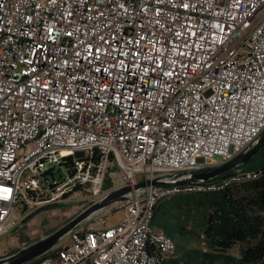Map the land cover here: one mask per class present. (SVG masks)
Segmentation results:
<instances>
[{
    "label": "built area",
    "instance_id": "obj_1",
    "mask_svg": "<svg viewBox=\"0 0 264 264\" xmlns=\"http://www.w3.org/2000/svg\"><path fill=\"white\" fill-rule=\"evenodd\" d=\"M263 132L264 0H0V240L31 209L131 189L115 224L91 218L36 264H168L158 206L264 165L153 182L225 165Z\"/></svg>",
    "mask_w": 264,
    "mask_h": 264
},
{
    "label": "trees",
    "instance_id": "obj_2",
    "mask_svg": "<svg viewBox=\"0 0 264 264\" xmlns=\"http://www.w3.org/2000/svg\"><path fill=\"white\" fill-rule=\"evenodd\" d=\"M263 165L264 149L250 162L226 175L237 169L253 170ZM58 175L63 176L60 170ZM108 188L109 185L106 186ZM58 207L50 205L46 209ZM35 213L24 222L34 218ZM191 219L201 220L203 234L189 228ZM172 221H175V226ZM152 224L173 239L175 231H193L205 243L206 249L186 251L181 259L174 258L168 264H264V177L221 192L174 197L158 206ZM235 248H239L238 255L232 253ZM50 255L45 254L29 264H36Z\"/></svg>",
    "mask_w": 264,
    "mask_h": 264
},
{
    "label": "water",
    "instance_id": "obj_3",
    "mask_svg": "<svg viewBox=\"0 0 264 264\" xmlns=\"http://www.w3.org/2000/svg\"><path fill=\"white\" fill-rule=\"evenodd\" d=\"M264 149V132L261 136L254 142V144L248 148L246 151L241 153L239 156L234 158L232 161L228 162L225 165L214 168L210 171L194 175L191 180H182V181H166L158 182L154 181L153 184L167 186V185H184V184H194L200 182H206L209 180H214L216 178H225L227 177L230 171L235 170L236 168L247 164L258 153ZM147 183H141L136 186V188H142ZM130 188H122L115 190L108 194L104 199L97 201L90 205L88 208L83 210L80 214L74 217L70 222L65 226L59 228L50 236L42 238L41 240L30 244L27 247H24L17 252L0 258V264H29L32 261L39 259L48 252H50L55 246H57L69 233L78 229L81 225L89 221L91 218L102 212L104 209L112 206L114 203L124 199V195L130 192Z\"/></svg>",
    "mask_w": 264,
    "mask_h": 264
},
{
    "label": "rangeland",
    "instance_id": "obj_4",
    "mask_svg": "<svg viewBox=\"0 0 264 264\" xmlns=\"http://www.w3.org/2000/svg\"><path fill=\"white\" fill-rule=\"evenodd\" d=\"M92 204L93 203H91L90 200L87 198L85 199L80 197H74L73 199L68 200V202L66 203H60V205L57 204L59 205L58 208L46 210V207H48L46 206L35 208L33 210L31 209L32 211L30 210V214L25 213L26 218L32 213L37 212L38 210L39 212L35 213L36 215L34 216V218H31L28 222H26L25 226H23L22 229H19L18 231L14 232L10 235V237H4L0 240V258L7 257L15 253L14 250H20L23 246V242H29L32 244L33 242H37L42 238L50 236L55 231H57V229L65 226L74 217H76L78 214H80L83 210H85ZM198 211L201 212V209H199ZM114 213L115 211H111V208L108 207L96 216H94V220L97 221L99 219H104L108 222L109 225H113L118 221V217H120V214L118 216L114 215ZM109 217L111 218L109 219ZM191 220L189 228L202 233L200 225L201 220ZM20 225H22V223ZM173 236L175 241H179L180 239L187 237L197 238L196 233L193 231L187 233L175 231L173 233ZM201 242V247L206 248L205 243L202 240ZM183 243H185V241ZM232 253L234 255H238L239 251H233Z\"/></svg>",
    "mask_w": 264,
    "mask_h": 264
},
{
    "label": "crops",
    "instance_id": "obj_5",
    "mask_svg": "<svg viewBox=\"0 0 264 264\" xmlns=\"http://www.w3.org/2000/svg\"><path fill=\"white\" fill-rule=\"evenodd\" d=\"M46 210H50V209H46ZM31 213V211L30 212H28V214H30ZM118 216H119V214H117ZM112 217V216H111ZM111 217H109V219L111 218ZM25 219H26V217H25ZM108 219V218H107ZM120 219V217H118V220ZM105 223L107 224V225H109L108 224V222L107 221H105ZM25 224L26 223H24V221L22 222V225H19L17 228H15L9 235H7L6 237H10V235L11 234H13L14 232H16V231H18L19 229H22L23 228V226H25ZM173 226H175V221H172V223H171ZM153 227H154V225H153ZM157 229H159V228H157ZM58 230V229H57ZM5 237V238H6ZM175 241V240H174ZM185 241V243H183ZM176 242V257L175 258H177V259H181L182 257H183V254H184V252H188V251H193V250H196V249H200V248H202L203 250L204 249H206V248H203V247H201V238H200V240L198 239V242H197V238H195V237H187V238H183V239H180L179 241H175ZM201 242V243H200ZM23 244V246H22V248H24V247H27V246H29V242H23L22 243ZM203 244V243H202ZM21 248V249H22ZM233 251H239V248H235Z\"/></svg>",
    "mask_w": 264,
    "mask_h": 264
}]
</instances>
